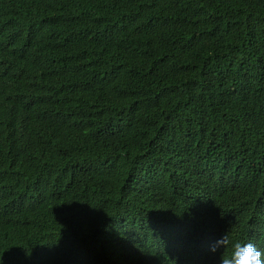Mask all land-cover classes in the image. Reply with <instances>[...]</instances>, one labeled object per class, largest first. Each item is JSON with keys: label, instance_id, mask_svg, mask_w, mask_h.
<instances>
[{"label": "trees", "instance_id": "obj_1", "mask_svg": "<svg viewBox=\"0 0 264 264\" xmlns=\"http://www.w3.org/2000/svg\"><path fill=\"white\" fill-rule=\"evenodd\" d=\"M225 233L264 252V0H0V264Z\"/></svg>", "mask_w": 264, "mask_h": 264}, {"label": "clouds", "instance_id": "obj_2", "mask_svg": "<svg viewBox=\"0 0 264 264\" xmlns=\"http://www.w3.org/2000/svg\"><path fill=\"white\" fill-rule=\"evenodd\" d=\"M229 248L231 250L225 255V251ZM220 249L223 250L222 264H264V252L258 250L251 242L246 244L233 242L228 233L216 240L210 250L215 253Z\"/></svg>", "mask_w": 264, "mask_h": 264}]
</instances>
